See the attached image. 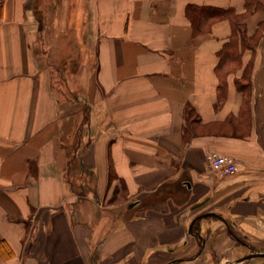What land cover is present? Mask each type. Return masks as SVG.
Masks as SVG:
<instances>
[{
  "label": "crops",
  "instance_id": "crops-1",
  "mask_svg": "<svg viewBox=\"0 0 264 264\" xmlns=\"http://www.w3.org/2000/svg\"><path fill=\"white\" fill-rule=\"evenodd\" d=\"M190 5L247 12L246 0H0V264H264L238 263L264 252V31L220 94L231 23L194 36ZM263 21L248 15L247 35ZM251 62L244 113L236 81ZM211 152L238 172L213 169Z\"/></svg>",
  "mask_w": 264,
  "mask_h": 264
},
{
  "label": "trees",
  "instance_id": "trees-1",
  "mask_svg": "<svg viewBox=\"0 0 264 264\" xmlns=\"http://www.w3.org/2000/svg\"><path fill=\"white\" fill-rule=\"evenodd\" d=\"M246 14H238L234 9H220L212 7H199L190 5L187 9V16L193 28V35L208 33L214 23L222 20H228L232 26V35L225 43L222 50L218 53L219 63L216 67L220 79V94L225 92L227 81L226 76L242 67V55L246 50H255L260 43L264 31V21L260 23V32L254 37L247 35L245 18L255 11L264 13V0H246ZM253 63H249L243 71L242 78L236 81L239 92L244 96L243 111L247 113L250 110L252 97V77ZM193 109L187 108L186 118L191 121ZM194 119L197 120L195 115ZM6 246L4 241H0V249Z\"/></svg>",
  "mask_w": 264,
  "mask_h": 264
},
{
  "label": "built area",
  "instance_id": "built-area-1",
  "mask_svg": "<svg viewBox=\"0 0 264 264\" xmlns=\"http://www.w3.org/2000/svg\"><path fill=\"white\" fill-rule=\"evenodd\" d=\"M208 161L213 169L224 176H233L238 172L236 159L231 156L211 152L208 155Z\"/></svg>",
  "mask_w": 264,
  "mask_h": 264
},
{
  "label": "rangeland",
  "instance_id": "rangeland-1",
  "mask_svg": "<svg viewBox=\"0 0 264 264\" xmlns=\"http://www.w3.org/2000/svg\"><path fill=\"white\" fill-rule=\"evenodd\" d=\"M56 7H57V5H55V3H52L51 4V10H54L55 11ZM48 8H50L49 1H48ZM56 17H57V15H56V12H55V13H53V17H50L49 20L47 19L48 20V24L50 25V30H53V32H54L53 35H56V31H57V29L55 28V27H57ZM61 18L63 19V16L60 14V17L58 19H61ZM47 36H49V35L47 34ZM91 68H93V67H91Z\"/></svg>",
  "mask_w": 264,
  "mask_h": 264
},
{
  "label": "water",
  "instance_id": "water-1",
  "mask_svg": "<svg viewBox=\"0 0 264 264\" xmlns=\"http://www.w3.org/2000/svg\"><path fill=\"white\" fill-rule=\"evenodd\" d=\"M135 204L132 203L129 207H133ZM254 257H264V252L261 251H255L253 254L248 255L238 261V263H242L243 261H246L248 259L254 258Z\"/></svg>",
  "mask_w": 264,
  "mask_h": 264
}]
</instances>
